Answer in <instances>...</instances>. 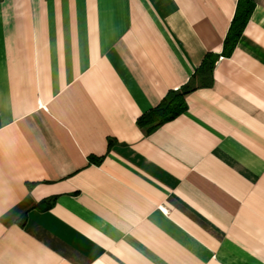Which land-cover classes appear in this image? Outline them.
Instances as JSON below:
<instances>
[{
	"label": "crops",
	"instance_id": "obj_1",
	"mask_svg": "<svg viewBox=\"0 0 264 264\" xmlns=\"http://www.w3.org/2000/svg\"><path fill=\"white\" fill-rule=\"evenodd\" d=\"M250 2L223 54L238 0H0V264H264ZM206 54L209 84L140 127Z\"/></svg>",
	"mask_w": 264,
	"mask_h": 264
},
{
	"label": "trees",
	"instance_id": "obj_2",
	"mask_svg": "<svg viewBox=\"0 0 264 264\" xmlns=\"http://www.w3.org/2000/svg\"><path fill=\"white\" fill-rule=\"evenodd\" d=\"M252 7L250 0H238L235 15L224 38L223 54H229L236 46L238 38L249 19ZM216 59L217 55L206 54L198 71L194 73L192 79L181 86L178 90L171 91L158 105L142 114L138 118L139 126L151 130L180 114L184 110L185 95L197 87V84L195 83L197 78H201L200 80L202 84H209L210 73Z\"/></svg>",
	"mask_w": 264,
	"mask_h": 264
}]
</instances>
